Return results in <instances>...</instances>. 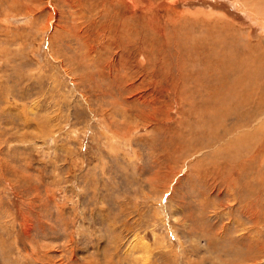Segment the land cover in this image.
I'll list each match as a JSON object with an SVG mask.
<instances>
[{"label": "rangeland", "instance_id": "obj_1", "mask_svg": "<svg viewBox=\"0 0 264 264\" xmlns=\"http://www.w3.org/2000/svg\"><path fill=\"white\" fill-rule=\"evenodd\" d=\"M263 142L264 0H0V264H264Z\"/></svg>", "mask_w": 264, "mask_h": 264}, {"label": "bare ground", "instance_id": "obj_2", "mask_svg": "<svg viewBox=\"0 0 264 264\" xmlns=\"http://www.w3.org/2000/svg\"><path fill=\"white\" fill-rule=\"evenodd\" d=\"M236 80V79H235ZM240 81V80H239ZM248 81H250V80H248ZM263 145V150H262V148L260 149V150H258V155L259 156H263L264 157V142L261 144V146ZM262 163V162H261Z\"/></svg>", "mask_w": 264, "mask_h": 264}]
</instances>
